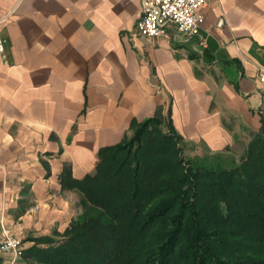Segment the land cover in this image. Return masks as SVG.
Instances as JSON below:
<instances>
[{"label": "crops", "instance_id": "1", "mask_svg": "<svg viewBox=\"0 0 264 264\" xmlns=\"http://www.w3.org/2000/svg\"><path fill=\"white\" fill-rule=\"evenodd\" d=\"M141 0H0V236L63 238L81 179L133 119H170L197 163L237 161L264 126V0H209L198 35L134 32ZM219 17L224 23L217 25ZM205 40V46L198 43ZM0 264H37L0 254Z\"/></svg>", "mask_w": 264, "mask_h": 264}, {"label": "trees", "instance_id": "2", "mask_svg": "<svg viewBox=\"0 0 264 264\" xmlns=\"http://www.w3.org/2000/svg\"><path fill=\"white\" fill-rule=\"evenodd\" d=\"M81 179L63 238L23 254L37 264H264V126L237 161L197 163L170 119H133Z\"/></svg>", "mask_w": 264, "mask_h": 264}, {"label": "built area", "instance_id": "3", "mask_svg": "<svg viewBox=\"0 0 264 264\" xmlns=\"http://www.w3.org/2000/svg\"><path fill=\"white\" fill-rule=\"evenodd\" d=\"M209 0H141L142 11L137 19L134 32L144 37L168 38L167 27L173 25L178 33L185 37L199 34L202 16L199 9L206 6ZM224 23L219 17L217 25ZM205 46V40L198 43ZM0 54L4 56V39L0 35ZM258 78L264 81V70H260ZM22 240L11 234L0 236V254L10 253L13 256L23 255Z\"/></svg>", "mask_w": 264, "mask_h": 264}]
</instances>
